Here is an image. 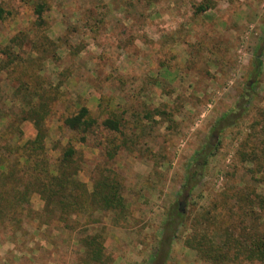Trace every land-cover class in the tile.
Listing matches in <instances>:
<instances>
[{"label":"rangeland","instance_id":"obj_1","mask_svg":"<svg viewBox=\"0 0 264 264\" xmlns=\"http://www.w3.org/2000/svg\"><path fill=\"white\" fill-rule=\"evenodd\" d=\"M0 7V47L25 38L17 71H0L1 110L19 111L16 75L29 74L36 57L34 87L56 97L45 120L49 156L69 142L87 190L99 174L114 176L127 208L120 218L97 211L68 225L37 218L18 230L0 225V264H101L83 249L93 234L104 239L102 264H151L176 211L186 221L164 239L169 254L155 264H208L184 242L193 217L225 213L223 192L264 195V167L243 160L264 139V0H0ZM44 36L54 45L41 53ZM34 46L38 56L26 59ZM83 105L98 125L81 142L63 119ZM106 118L118 129L106 128ZM20 128L23 140L36 133L30 120ZM196 170V184L183 188ZM30 204L41 213L37 193Z\"/></svg>","mask_w":264,"mask_h":264},{"label":"trees","instance_id":"obj_2","mask_svg":"<svg viewBox=\"0 0 264 264\" xmlns=\"http://www.w3.org/2000/svg\"><path fill=\"white\" fill-rule=\"evenodd\" d=\"M43 6V3L35 5L34 11L38 17ZM206 8L207 5L197 7L199 11ZM3 14L4 10L0 7V19L4 17ZM24 39L17 40V35H14L7 45L0 47V55L3 57L0 60V71H17L19 55L16 49L24 45ZM42 40L41 53L48 52L54 43L47 36ZM38 50L34 46L26 59L32 57V54L38 56ZM35 58L28 60L29 74L24 69L21 75H16L18 85L13 87L11 94L20 104L19 111L13 113L0 108V120H6L0 129V225H9L13 230H18L29 219L37 218L45 224L51 219L66 223L69 218L81 214L92 216L97 211H110L115 218L122 217L127 208L120 193V183L114 176L99 174L93 181L91 191H88L84 182L78 178L76 150L69 142L58 157L51 159L49 156L45 145L48 135L45 120L51 113L48 106L56 101V97L35 89V74L30 69ZM258 63L260 64L259 61ZM26 75L29 76L27 80L22 78ZM34 99L38 102L34 103ZM5 100V97H0L3 104ZM225 118L226 115H223L217 124ZM24 120H30L36 130L31 139L23 140L20 124ZM63 124L76 135L79 134L78 140L81 142L98 125L96 118L84 105L79 106L72 115L66 116ZM102 124L111 130L118 129V122L114 119L106 118ZM258 144L255 149L259 151L252 150L243 160L262 168L264 139ZM107 154L111 156L110 149ZM206 156L207 154L203 156V161ZM196 158H199L198 155ZM196 165L199 169L200 164ZM200 177L199 170L188 171L183 188L194 186ZM33 193H37L43 201L41 213L35 212L31 207L30 198ZM220 197L225 213L220 211L222 214H212L208 210L197 213L193 217L191 231L184 240L185 245L195 251L197 259L208 264H264V195L255 193L251 197L235 189L230 194L223 192ZM231 200L234 202L231 203ZM185 216L176 211L168 218L166 224L170 234L164 235L163 231L151 264L161 259V255L168 256L169 243L164 239L171 240L175 236L178 225L185 223ZM73 222L78 223L76 220ZM75 223H71L72 227ZM86 238L82 241L83 249L91 261L102 264L109 260L104 254V239H101V235H87Z\"/></svg>","mask_w":264,"mask_h":264},{"label":"water","instance_id":"obj_3","mask_svg":"<svg viewBox=\"0 0 264 264\" xmlns=\"http://www.w3.org/2000/svg\"><path fill=\"white\" fill-rule=\"evenodd\" d=\"M180 209H182V203L180 204Z\"/></svg>","mask_w":264,"mask_h":264}]
</instances>
